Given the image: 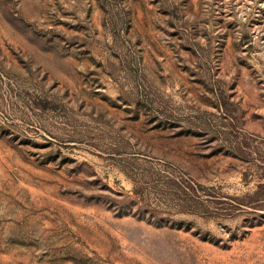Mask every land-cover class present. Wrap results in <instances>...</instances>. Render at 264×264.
<instances>
[{
    "label": "rangeland",
    "instance_id": "374dc122",
    "mask_svg": "<svg viewBox=\"0 0 264 264\" xmlns=\"http://www.w3.org/2000/svg\"><path fill=\"white\" fill-rule=\"evenodd\" d=\"M0 264H264V0H0Z\"/></svg>",
    "mask_w": 264,
    "mask_h": 264
}]
</instances>
